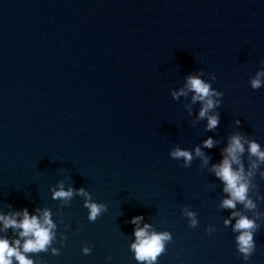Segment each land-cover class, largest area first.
Here are the masks:
<instances>
[{"label":"water","instance_id":"obj_1","mask_svg":"<svg viewBox=\"0 0 264 264\" xmlns=\"http://www.w3.org/2000/svg\"><path fill=\"white\" fill-rule=\"evenodd\" d=\"M260 70L264 0H0V212L50 210L55 235L28 254L35 264H138L136 215L171 234L156 264H264V162L242 154L246 173L258 164L254 209L222 207L211 171L237 132L264 150V87L249 85ZM190 74L224 93L213 130L191 91L171 95ZM177 147L192 152L188 165L169 156ZM61 184L105 209L90 221L83 195L53 199ZM232 212L257 225L247 261ZM0 236L17 238L12 228Z\"/></svg>","mask_w":264,"mask_h":264},{"label":"clouds","instance_id":"obj_2","mask_svg":"<svg viewBox=\"0 0 264 264\" xmlns=\"http://www.w3.org/2000/svg\"><path fill=\"white\" fill-rule=\"evenodd\" d=\"M211 79L215 80V73L211 74ZM252 89L264 87V70L257 71L255 77L249 80ZM191 91L192 102H201V108L198 118H206L207 130L215 129L220 122L218 112L213 111L221 104V98L224 93L214 89L210 82L201 78V75H188L185 77V85L179 91H172V97L186 96ZM234 123L239 126L241 121L235 120ZM216 141L208 137L202 142L203 147L212 148ZM247 145V149L245 148ZM195 155L208 163V158L204 155L200 146L195 149ZM247 151L249 155L257 158L258 161L264 162V150L255 140H248L244 135L237 132L228 138L226 146L221 150V159L218 163L213 164L211 171L222 181L223 192L227 196L221 201V206L228 209H235L237 202L242 203L247 209H254L256 205L248 197L249 177L253 176L252 169H256L258 164L253 161L250 164V170L246 173L242 163V154ZM169 156L173 159H183L185 165H188L193 159L192 152L179 147L170 150ZM233 165L236 167L234 168ZM264 175V173H262ZM74 191L85 197V207L89 210V220L95 221L97 216L105 209V205L96 203L91 200L90 195L84 188L72 189L64 188L61 184L58 188L53 189V199H70ZM190 218V226L195 227L197 220L195 213L184 210ZM232 217H237L233 230L238 232L235 237V246L244 261H247L256 249L254 241V229L257 227L256 222L237 212L230 213ZM142 215H136L129 219L128 223L132 224L134 241L130 244V249L134 253V259L138 264H156L157 257L164 252L165 242L171 239L168 232H156L151 230V225L145 223L142 227L140 222L143 220ZM227 225L230 220L226 219ZM8 228L16 230L15 239H9L6 236H0V264H35L29 253H39L47 251L54 238L55 223L51 219V212L48 209H36L35 213H29L27 208H23L11 214L0 212V231ZM208 233L211 229L206 230ZM54 254L58 253L57 249H52ZM92 251L90 247H83L82 254L87 255ZM107 260L111 261L112 257L108 256Z\"/></svg>","mask_w":264,"mask_h":264}]
</instances>
